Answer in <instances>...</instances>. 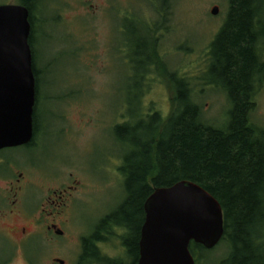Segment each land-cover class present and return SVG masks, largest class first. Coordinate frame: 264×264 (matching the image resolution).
I'll return each instance as SVG.
<instances>
[{"label": "rangeland", "instance_id": "374dc122", "mask_svg": "<svg viewBox=\"0 0 264 264\" xmlns=\"http://www.w3.org/2000/svg\"><path fill=\"white\" fill-rule=\"evenodd\" d=\"M43 2L48 5L45 11L38 12L34 46L36 66L41 72V132L35 140L39 145L28 150L7 149L0 155V212L9 181L17 186L27 185L26 180L32 183L22 191L25 207L32 213L41 196L40 186L63 182L77 185L80 189L74 198L78 199V218L73 215L72 225L66 226L69 242L84 235L85 229L96 230L99 216L123 201L125 179L116 168L132 144L123 140L121 133L117 135L118 121L122 118L126 123L124 117L131 115L137 105L141 106L139 112L149 109L161 119L171 114L173 94L163 67L168 73L189 78L192 101L200 106L202 120L220 129L227 126L231 106L222 82L210 71V59L212 45L225 22L228 0H168L164 12V0ZM3 4H17V0H0ZM214 7L219 8L215 16L211 15ZM259 20L263 36L258 34L256 51L261 67L255 75L250 118L263 130V14ZM150 28L156 31L151 37ZM153 36L157 38L159 56L154 66L150 46ZM143 44L146 54L139 58L138 47ZM135 118L140 117L137 114ZM19 174L24 178L17 183ZM27 229L33 231L31 226ZM262 232L264 243V224ZM63 242L45 247L58 249L55 256H62L68 249ZM27 250L29 255L37 250L41 255L45 253L35 240L27 244ZM13 251L10 244L0 241V261L7 260ZM16 251L18 255L11 264H26L21 259L22 251ZM226 252V245L219 244L202 252L196 264H218ZM52 254L36 264H48ZM111 254L116 255L114 251Z\"/></svg>", "mask_w": 264, "mask_h": 264}, {"label": "trees", "instance_id": "16d2710c", "mask_svg": "<svg viewBox=\"0 0 264 264\" xmlns=\"http://www.w3.org/2000/svg\"><path fill=\"white\" fill-rule=\"evenodd\" d=\"M43 1L17 0L29 11V45L37 98L33 113L36 138L41 132L37 96L41 72L36 66L34 46L38 12L45 11L48 5ZM167 1L163 2L162 12L168 7ZM262 14L264 0H228L224 25L212 45L210 71L222 82L231 106L224 129L202 120L200 106L192 101L189 78L168 73L164 67L173 94V109L168 118L161 119L155 112L148 123L143 122V111L139 112L141 106L137 105L131 115L124 117L127 122L116 127L117 135L121 133L132 148L125 156L122 170L123 201L110 220L122 222L130 231L125 241L129 250L136 249L144 221L143 205L152 192L190 181L210 193L222 208L224 235L219 244L224 243L227 252L218 264H264V129L250 118L255 75L261 67L256 43L258 34L263 36L259 20ZM155 32L150 28L148 36ZM156 42L153 36V66L155 59H159ZM138 50L139 58L146 54L144 44ZM137 114L140 118L136 120ZM190 251L196 264L200 254L210 250L192 244Z\"/></svg>", "mask_w": 264, "mask_h": 264}, {"label": "water", "instance_id": "95a60500", "mask_svg": "<svg viewBox=\"0 0 264 264\" xmlns=\"http://www.w3.org/2000/svg\"><path fill=\"white\" fill-rule=\"evenodd\" d=\"M218 12L214 7L211 15ZM30 31L26 7L0 5V151L33 138L36 82ZM143 210L138 264H195L190 246L211 250L224 235L219 202L190 181L155 189Z\"/></svg>", "mask_w": 264, "mask_h": 264}, {"label": "flooded vegetation", "instance_id": "af4514ba", "mask_svg": "<svg viewBox=\"0 0 264 264\" xmlns=\"http://www.w3.org/2000/svg\"><path fill=\"white\" fill-rule=\"evenodd\" d=\"M35 102L37 103V98ZM151 112L149 109L142 112L144 114V118H142L143 122L148 123L150 121V117L153 115ZM122 125L121 118L118 121V126ZM35 138L36 135H33L32 142L9 149H34L39 145L35 142ZM4 150L7 149L1 150L0 155ZM123 166L124 160L116 168L120 171L121 178L124 177V173L122 172ZM18 178L17 183H20L24 176L19 174ZM26 183L27 185L32 184L27 180ZM6 185L8 186L6 188L7 197L3 198V203L5 204L1 205L3 211L1 210L0 212V241L6 243V245L10 244L14 251L7 260H1L0 264H11L14 262L18 255L16 249H19L20 252L22 251L21 259L26 264H36L37 260L43 259L52 253L48 264H138L140 258V233L139 238H137L136 249L135 251H131L128 248V242H125L128 240L130 232L128 228L122 222L117 224L110 220L111 215L119 205L109 213H105L101 217L99 216V225L96 230L94 228L92 231L85 229L84 235L77 236L75 240L68 242L66 226L72 225L73 215L78 218V199H75L74 195L75 192L79 191V186L70 185L65 182L59 183L58 186L46 188L36 185L39 187V192L41 190V196L38 202H36L38 205H35L36 212L32 213L25 207L23 200L22 191L27 185L22 183L20 186H17L12 181L7 182ZM152 189L154 190L153 187ZM6 201H10V204L6 205ZM68 214L69 219L66 218ZM27 226H31L33 231L28 232ZM32 240L41 245L42 249L45 250L44 255L39 254V250H37V253L28 254L27 244ZM61 241H64L62 245L68 248L67 252L61 254L62 256H57V254L55 256L54 253L58 249L50 246H48L49 249L45 247L47 244L58 245ZM113 251L116 254L115 256L111 254Z\"/></svg>", "mask_w": 264, "mask_h": 264}]
</instances>
